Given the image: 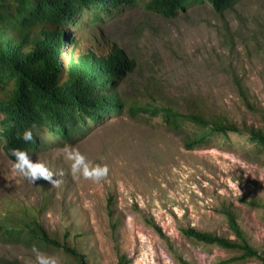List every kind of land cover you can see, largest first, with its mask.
I'll use <instances>...</instances> for the list:
<instances>
[{"label":"rangeland","instance_id":"374dc122","mask_svg":"<svg viewBox=\"0 0 264 264\" xmlns=\"http://www.w3.org/2000/svg\"><path fill=\"white\" fill-rule=\"evenodd\" d=\"M100 25L78 39L75 55L123 51L134 63L117 85L124 101L184 112L185 102L195 100L244 138L250 130L264 132V0H236L220 13L201 2L170 19L133 6ZM231 139L236 148L216 141L186 149L182 136L159 119L124 112L71 146L90 167H107L99 182L74 175L59 142L29 156L54 173L58 186L14 175L0 145V213L9 202L45 204L39 220L49 235L91 264H119L121 257L124 264H264V155ZM109 195L114 231L105 212ZM224 211L255 258L241 260L236 252L183 237L193 229L234 241ZM32 248L0 243V264H36L37 252L74 264L63 253Z\"/></svg>","mask_w":264,"mask_h":264},{"label":"trees","instance_id":"16d2710c","mask_svg":"<svg viewBox=\"0 0 264 264\" xmlns=\"http://www.w3.org/2000/svg\"><path fill=\"white\" fill-rule=\"evenodd\" d=\"M236 0H0V145L4 155L20 149L29 156L54 141L73 146L93 127L108 118L128 112L132 118L159 119L163 128L183 138L186 149L220 142L232 146L240 138L264 155V132L250 130L242 137L225 117L206 110L195 100L185 102V111L169 105H137L117 93L118 82L132 73L134 63L123 51L75 55L78 39L91 35L101 23L120 9L141 7L164 19L175 18L193 4L210 3L220 13ZM70 30L65 36V30ZM29 129L33 141L24 143L19 133ZM243 144V145H245ZM42 207L9 202L0 217V243L23 244L44 251L60 252L74 264H91L74 247L53 239L41 224ZM112 231L114 203L109 195L105 206ZM234 241L193 229L184 238L222 251L236 252L241 260L255 258L233 215L224 211ZM120 258L119 264L123 263ZM6 264H19L7 262Z\"/></svg>","mask_w":264,"mask_h":264},{"label":"clouds","instance_id":"9594fccd","mask_svg":"<svg viewBox=\"0 0 264 264\" xmlns=\"http://www.w3.org/2000/svg\"><path fill=\"white\" fill-rule=\"evenodd\" d=\"M19 139L24 143H30L33 141L32 131L25 129L22 133H19ZM59 151L64 155L65 159L70 161L71 172L79 174L85 180H91L93 182H99L102 180L108 172L106 166H94L90 167L85 157L81 155L76 149L72 148L68 144H64ZM8 156L11 157L9 161L11 165V172L14 175L22 177L29 183H33L36 179L40 178L48 181L52 186H58L60 181L58 179L52 180L53 172L50 171L43 163L31 162L29 155L20 149H9ZM56 176H62V172L55 173ZM33 252H37L36 248H32ZM36 264H57L54 257L44 256L37 252Z\"/></svg>","mask_w":264,"mask_h":264}]
</instances>
